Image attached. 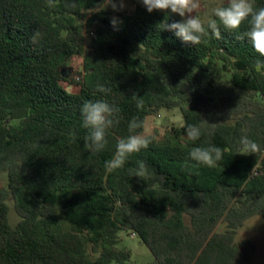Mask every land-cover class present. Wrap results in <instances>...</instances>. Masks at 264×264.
Wrapping results in <instances>:
<instances>
[{"label": "trees", "instance_id": "16d2710c", "mask_svg": "<svg viewBox=\"0 0 264 264\" xmlns=\"http://www.w3.org/2000/svg\"><path fill=\"white\" fill-rule=\"evenodd\" d=\"M132 2V13L112 15L108 0H0V176L8 173L0 264H126L123 230L149 248L152 264H253L254 244L236 242L249 219L264 218V69L255 70L262 58L238 38L248 23L192 45L165 29L181 17ZM76 58L83 71L70 76ZM98 100L118 107L120 122L93 153L80 110ZM174 108L183 126L149 135L148 148L106 171L133 117L145 132L150 117ZM190 125L201 130L195 142ZM242 136L261 150L241 152ZM195 146L220 147L223 160L182 170Z\"/></svg>", "mask_w": 264, "mask_h": 264}, {"label": "clouds", "instance_id": "9594fccd", "mask_svg": "<svg viewBox=\"0 0 264 264\" xmlns=\"http://www.w3.org/2000/svg\"><path fill=\"white\" fill-rule=\"evenodd\" d=\"M140 3L148 13L160 11L181 17L179 21L167 24L165 29L174 32L176 37L192 45L200 44L209 33L216 39H220L221 27L227 31L239 33L241 26L247 22L248 29L238 38H246L262 58L255 61V70L260 72L264 69V7H256L254 0H226L225 4L213 7L206 19L196 14L201 7L200 0H140ZM107 6H111L114 11H120L126 5L125 0H108ZM110 22L114 27L121 23L116 18ZM97 89L105 94L111 91L103 85H98ZM133 98H136L135 94ZM137 106L142 107V102ZM80 111L82 127L88 130V134L84 137L85 149L93 153L104 150L108 144V130L120 122L119 108L105 100H98L84 102ZM143 128V122L136 117L128 122L130 134L117 138L112 158L105 161L106 171L112 172L123 168L131 155L149 147L151 139L142 131ZM186 135L190 141L195 142L200 138L201 130L196 125H190L186 129ZM238 143L239 150L246 155L255 154L261 150L260 146L247 136H242ZM222 160L223 151L220 147L195 146L190 149L188 160L181 165V168L190 171L196 170L199 166L211 168ZM137 163V176H140L143 174L145 165L142 161Z\"/></svg>", "mask_w": 264, "mask_h": 264}, {"label": "rangeland", "instance_id": "374dc122", "mask_svg": "<svg viewBox=\"0 0 264 264\" xmlns=\"http://www.w3.org/2000/svg\"><path fill=\"white\" fill-rule=\"evenodd\" d=\"M226 3V0H200L201 7L196 13L202 19H206L211 9ZM125 8L127 13H132L135 6L132 0H125ZM105 9L115 15L118 11H114L111 6H106ZM122 10V11H123ZM89 45V40L86 42ZM83 58H76L71 62L72 70H69L70 76H76L77 73L83 71ZM63 86L72 93L79 92V87L69 82H63ZM184 125L183 116L179 108L172 110H162L158 116L150 117L147 122L145 134L153 135L155 132L165 134L170 132L175 127ZM0 184L8 185V173L4 171L0 176ZM11 206L10 222L16 225L20 218L15 211L13 198L9 200ZM225 225H221L219 230H224ZM121 242L120 249L127 250L131 253L132 258L126 264H152L154 256L149 248L133 233L123 230L120 232ZM244 240H250L255 247V253L252 258L253 264H264V218L256 216L249 219L245 225L238 231L236 242L240 243Z\"/></svg>", "mask_w": 264, "mask_h": 264}, {"label": "built area", "instance_id": "2783aa9c", "mask_svg": "<svg viewBox=\"0 0 264 264\" xmlns=\"http://www.w3.org/2000/svg\"><path fill=\"white\" fill-rule=\"evenodd\" d=\"M135 235V234H134Z\"/></svg>", "mask_w": 264, "mask_h": 264}]
</instances>
